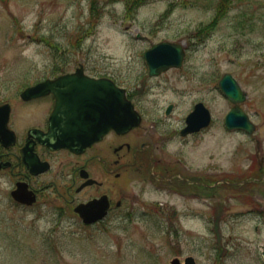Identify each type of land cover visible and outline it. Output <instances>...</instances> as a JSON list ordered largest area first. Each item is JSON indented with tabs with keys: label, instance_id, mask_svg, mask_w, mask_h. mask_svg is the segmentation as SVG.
<instances>
[{
	"label": "rangeland",
	"instance_id": "374dc122",
	"mask_svg": "<svg viewBox=\"0 0 264 264\" xmlns=\"http://www.w3.org/2000/svg\"><path fill=\"white\" fill-rule=\"evenodd\" d=\"M214 2L0 0V103L17 107L23 85L59 63L69 69L85 60L91 73L126 89L144 111L142 125L155 124L161 153L212 185L177 192L131 174L124 180L133 196L121 211L135 214L87 225L72 214L45 213L40 200L18 205L10 196L12 178L0 172V264H170L187 255L196 264H264V32L233 30L241 1L197 36ZM162 40L182 43L183 64L149 76L142 54ZM225 72L246 92L240 104L255 124L251 134L224 126L232 106L218 87ZM199 100L211 123L181 136L179 126ZM168 102L174 108L165 117Z\"/></svg>",
	"mask_w": 264,
	"mask_h": 264
},
{
	"label": "flooded vegetation",
	"instance_id": "af4514ba",
	"mask_svg": "<svg viewBox=\"0 0 264 264\" xmlns=\"http://www.w3.org/2000/svg\"><path fill=\"white\" fill-rule=\"evenodd\" d=\"M77 64H81L84 72L90 76H102L91 73L85 60ZM74 69H51L47 77L54 78ZM55 100V92L52 91L37 98L20 100L17 107L10 105L8 128L14 133V141L8 145L0 142V172L12 178L13 187L21 183L35 197V202L30 206L16 202L18 205L34 207L40 200L45 213L55 216L72 214L81 220L75 207L92 202L90 208L95 211L93 216L105 211L101 219L90 224L97 225L108 219H124L135 214L131 212L133 208L121 211L124 201L133 196L125 185L124 179L128 175L138 174L159 180L163 182L162 186L175 191L184 186L193 194V188L199 183L209 187L207 179H200L191 173L194 170L180 168L178 159L167 158L160 152L162 139L155 133V124H151L152 129L142 125L145 114L135 103V108L141 114L138 126L122 133L111 129L80 152L66 147L52 148L42 140L49 138L53 141L48 128ZM173 108L174 103L165 104V117L172 114ZM183 125L179 126V134ZM196 133L199 132L187 135ZM23 154L34 160L35 167L43 170L32 172ZM47 173L51 174L45 181L41 176ZM152 210L156 211V208L152 207Z\"/></svg>",
	"mask_w": 264,
	"mask_h": 264
},
{
	"label": "water",
	"instance_id": "95a60500",
	"mask_svg": "<svg viewBox=\"0 0 264 264\" xmlns=\"http://www.w3.org/2000/svg\"><path fill=\"white\" fill-rule=\"evenodd\" d=\"M184 57V49L181 44L160 41L153 43L144 51V58L148 65L150 75L158 74L169 67H179ZM223 94L233 102V106L224 118L228 129H243L251 133L255 129L254 123L240 107L239 103L245 99V92L234 78L226 72L218 81ZM61 92L64 96V104L67 113L59 120L52 119L50 130L54 137L49 144L58 148L68 147L75 151L82 150L86 145L99 139L107 130L113 128L118 132H124L140 122V115L133 108L132 102L126 97L125 89L117 86L108 78H92L83 74L81 69L75 73L57 77L54 80L46 79L35 85L26 87L21 96L24 99L39 96L50 90ZM8 105H0V133L7 120ZM54 116V115H53ZM63 119V121H60ZM210 111L202 102H197L192 111L186 116V126L181 130L182 134L199 130L208 125ZM32 160V159H30ZM25 161L30 169L35 168V163ZM17 200L31 203V193L25 191L22 184H17V189L12 191ZM90 205V204H87ZM87 205H79L76 210L83 215L85 222L94 221L97 216H102L104 211L93 216L94 210L84 208ZM83 207V209H82ZM261 255L264 257V244L261 245ZM185 264H194V258H184ZM172 264H180L177 257L172 259Z\"/></svg>",
	"mask_w": 264,
	"mask_h": 264
},
{
	"label": "trees",
	"instance_id": "16d2710c",
	"mask_svg": "<svg viewBox=\"0 0 264 264\" xmlns=\"http://www.w3.org/2000/svg\"><path fill=\"white\" fill-rule=\"evenodd\" d=\"M213 2V0H207ZM244 2L245 7H238L237 13L233 17L231 27L236 32L243 30H253L260 26L264 32V0H215L213 4V14L204 24L197 27L196 35L208 34L210 30L217 27L230 8L238 6ZM264 34V33H263Z\"/></svg>",
	"mask_w": 264,
	"mask_h": 264
}]
</instances>
